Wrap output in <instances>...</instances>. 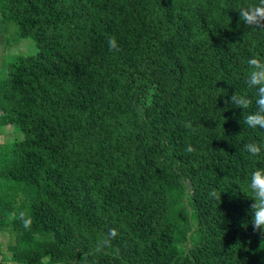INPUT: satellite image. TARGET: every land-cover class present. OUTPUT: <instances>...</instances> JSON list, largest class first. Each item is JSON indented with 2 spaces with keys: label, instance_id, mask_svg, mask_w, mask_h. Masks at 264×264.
<instances>
[{
  "label": "trees",
  "instance_id": "obj_1",
  "mask_svg": "<svg viewBox=\"0 0 264 264\" xmlns=\"http://www.w3.org/2000/svg\"><path fill=\"white\" fill-rule=\"evenodd\" d=\"M256 3L0 0V23L30 43L0 68V132L24 134L0 143L9 262L264 264L247 190L264 153L244 150L264 130L227 103L255 111L247 60L264 59V31L238 12Z\"/></svg>",
  "mask_w": 264,
  "mask_h": 264
},
{
  "label": "clouds",
  "instance_id": "obj_2",
  "mask_svg": "<svg viewBox=\"0 0 264 264\" xmlns=\"http://www.w3.org/2000/svg\"><path fill=\"white\" fill-rule=\"evenodd\" d=\"M240 21L247 27L253 30L264 31V0H258V3L241 7L239 10ZM108 46L110 51H118V45L114 37H109ZM248 75L246 85L255 92V111L249 112L248 109L253 104L252 99L246 95L233 93L227 103L235 108L242 110L243 123L253 129L264 130V59L251 57L247 60ZM185 127L192 128V124L186 123ZM244 150L253 157L260 156L264 153V143L250 142L244 145ZM186 151L194 152L190 145ZM247 190L251 193L250 205L252 226L254 231H259L264 235V168H256L250 173L247 181ZM209 196L213 199L220 200L221 194L215 189L209 192ZM15 217V214H12ZM23 226L27 229L30 226V219L26 218L24 213L19 214ZM116 229H109L97 241L95 252L101 253L107 248H111L113 241L117 237ZM118 251V250H117ZM78 264H87L86 258L83 257Z\"/></svg>",
  "mask_w": 264,
  "mask_h": 264
},
{
  "label": "rangeland",
  "instance_id": "obj_3",
  "mask_svg": "<svg viewBox=\"0 0 264 264\" xmlns=\"http://www.w3.org/2000/svg\"><path fill=\"white\" fill-rule=\"evenodd\" d=\"M30 52V43L28 40H20L16 38L12 30L9 29L5 24L0 23V68L4 58L8 55H22ZM24 138V134L21 133L17 128L4 127L0 132V143L7 140ZM186 187L183 188L184 195L186 192ZM14 238L5 232H0V253L4 256L6 264H13L8 261L9 252L7 247L13 244ZM186 243H181L179 245L180 252L185 251Z\"/></svg>",
  "mask_w": 264,
  "mask_h": 264
}]
</instances>
